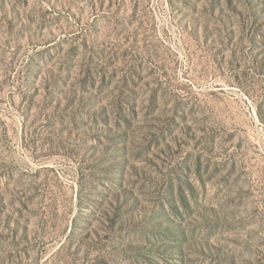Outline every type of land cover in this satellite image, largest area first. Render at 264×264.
<instances>
[{
    "label": "rangeland",
    "instance_id": "1",
    "mask_svg": "<svg viewBox=\"0 0 264 264\" xmlns=\"http://www.w3.org/2000/svg\"><path fill=\"white\" fill-rule=\"evenodd\" d=\"M0 264H264V0H0Z\"/></svg>",
    "mask_w": 264,
    "mask_h": 264
}]
</instances>
